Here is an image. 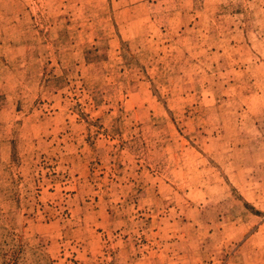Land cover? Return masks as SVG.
Here are the masks:
<instances>
[{"label": "rangeland", "instance_id": "1", "mask_svg": "<svg viewBox=\"0 0 264 264\" xmlns=\"http://www.w3.org/2000/svg\"><path fill=\"white\" fill-rule=\"evenodd\" d=\"M0 264H264V0H0Z\"/></svg>", "mask_w": 264, "mask_h": 264}]
</instances>
